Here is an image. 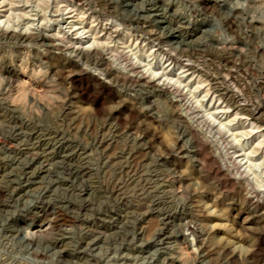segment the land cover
Wrapping results in <instances>:
<instances>
[{
    "label": "rangeland",
    "instance_id": "obj_1",
    "mask_svg": "<svg viewBox=\"0 0 264 264\" xmlns=\"http://www.w3.org/2000/svg\"><path fill=\"white\" fill-rule=\"evenodd\" d=\"M35 3L0 15V255L264 264V192L245 187L264 171V150L252 155L264 140V25L233 0ZM73 10L98 21L101 47H87ZM137 51L167 77L145 72ZM182 71L211 85L213 109L240 118L230 130L251 133L246 147L186 114L168 83Z\"/></svg>",
    "mask_w": 264,
    "mask_h": 264
},
{
    "label": "clouds",
    "instance_id": "obj_2",
    "mask_svg": "<svg viewBox=\"0 0 264 264\" xmlns=\"http://www.w3.org/2000/svg\"><path fill=\"white\" fill-rule=\"evenodd\" d=\"M33 8L36 7L35 0H32ZM48 4H53V0H47ZM60 4V0H56L54 7ZM15 6V0H0V15H3L5 12L10 11L12 7ZM232 8L241 10V19L251 21H259L261 25H264V0H233ZM63 10V9H61ZM74 20L79 21V35L81 37H91L96 39L93 35V29L97 27L98 21H89L87 19V10L83 13L76 12L73 10ZM85 24H91L90 28H85ZM109 25H115L117 30L123 28V25L120 24L116 19H109L107 21ZM24 29L21 28V31ZM70 31H74L72 26L69 28ZM257 31H264V27L256 29ZM89 49L93 47H101L98 44H88ZM133 56H147L149 63L144 64V71L151 73L153 76L167 77L168 66L164 65V71H153V65L156 64V57H154L149 52L140 53L139 51L133 52ZM136 63H144L143 60L138 59ZM187 63L194 64L195 61L188 60ZM123 67V65H121ZM188 75L186 71H182L175 79H168V83L175 86L179 92L186 98V114H191L193 119L199 120L202 127L212 126L210 130L214 131L217 139L221 136H226L228 140L236 145H241V141L248 135H251L250 132H239L237 133L233 129V126H237V122L240 119L239 117L235 118H226L225 113L227 109L211 107L212 103H216V97L214 90L201 76L197 75L195 72L192 73L191 78L185 80V77ZM195 80L196 83L193 84L192 81ZM163 82V80H161ZM201 89H204L201 91ZM209 96H212L213 99L209 102ZM207 104V106H206ZM246 147L247 145H241ZM261 150H264V140L253 150L252 155H256ZM264 168V165L261 166ZM245 173H241V176ZM252 180H257L256 184L251 183ZM248 194L253 195L254 189L258 188L261 192H264V171H260L258 174L253 172L249 177V182L245 185ZM35 200H30L27 202L28 206L35 203ZM26 238H29L26 236ZM15 252V249H9L8 254L0 255V264H14L12 259V254Z\"/></svg>",
    "mask_w": 264,
    "mask_h": 264
},
{
    "label": "bare ground",
    "instance_id": "obj_3",
    "mask_svg": "<svg viewBox=\"0 0 264 264\" xmlns=\"http://www.w3.org/2000/svg\"><path fill=\"white\" fill-rule=\"evenodd\" d=\"M1 23V22H0ZM68 34V33H67ZM93 35H94V33H93ZM76 36V35H75ZM95 37L97 36V35H94ZM82 39H83V41L84 40H86V42L87 43H90V44H96V43H99L100 42V38H97L96 37V39L94 40V39H92L91 37H82ZM134 61H136V60H134ZM154 72H155V70H153ZM252 124V123H251Z\"/></svg>",
    "mask_w": 264,
    "mask_h": 264
}]
</instances>
